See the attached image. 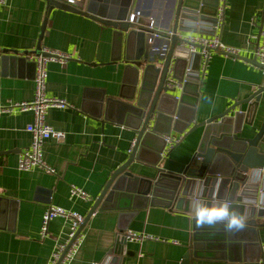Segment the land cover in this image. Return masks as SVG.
<instances>
[{"label": "crops", "instance_id": "1", "mask_svg": "<svg viewBox=\"0 0 264 264\" xmlns=\"http://www.w3.org/2000/svg\"><path fill=\"white\" fill-rule=\"evenodd\" d=\"M177 1L138 0L135 9L142 13L140 23L145 27L152 19L161 35L167 36L175 23ZM225 3L218 34L224 45L238 50V55L233 58L220 51L211 53L197 89L194 121L183 140L158 162L165 172L180 174L193 160L204 131L202 124L217 122L239 110L246 112L245 101L264 86L263 70L254 64L258 61L255 50L264 49V0ZM86 8L69 7L62 0H12L0 8V109L32 100L34 70L30 59L43 49L70 55L64 65H48L46 94L72 106L50 109L47 114V123L65 134L63 142L48 140L43 145V159L54 175L40 169L17 170L18 157L31 142L25 129L32 122V114L0 113V264H49L56 244L66 240L67 227L63 219L55 218L42 238L39 231L46 208L61 207L85 218L112 173L127 161L136 138L134 130L119 123L121 102H125L122 97H129L136 77L123 59L125 41L122 61H112L117 38L111 24L115 22L91 16ZM182 22V30L176 34L179 39L212 36L211 24H203L200 33L190 30L192 22ZM164 42L159 39L155 45ZM12 55L29 59L24 63L5 61V56ZM175 95H181L180 91L176 90ZM263 120L264 94L252 128L243 125V132L236 136H254ZM170 135L180 134L172 131ZM155 157L152 151L142 155V160L152 164ZM150 164L133 162L128 171L154 179L157 172ZM70 186L82 189L91 201L69 200ZM119 213L99 207L94 211L81 230L85 239L70 264H182L193 213L174 206H150L130 219L119 217ZM256 222L260 225L256 232L262 257L264 219ZM128 231L153 239L128 242L121 255H115L118 234ZM232 251L222 260L209 257L192 264H259L251 261L256 258L251 253L244 259L240 251Z\"/></svg>", "mask_w": 264, "mask_h": 264}, {"label": "water", "instance_id": "2", "mask_svg": "<svg viewBox=\"0 0 264 264\" xmlns=\"http://www.w3.org/2000/svg\"><path fill=\"white\" fill-rule=\"evenodd\" d=\"M137 1L89 0L87 3V14L116 23L111 24L117 38L116 55L111 57L112 61H122L125 41L123 59L128 63L127 68L135 71L136 77L130 86L129 97H122L125 102H121L119 123L134 130L136 138L127 161L112 173L77 234L98 207L100 210H118L119 217L130 219L138 210L150 206L165 209L174 206L177 210L192 213L194 201L213 203L224 199L246 217L247 226L232 232L226 231L223 225L197 228L192 219L191 237L182 264L209 257L222 260L233 252L232 249L240 251L244 259L251 253V257H256L251 261L257 263L261 251L256 232L260 225L256 220L264 219V120L254 136L238 138L236 135L243 132V125L252 128L264 86L245 101L246 112L239 110L217 122L202 124L204 131L197 153L180 174L159 168L158 162L165 149L163 136L172 131L183 134L189 129L199 95L200 57L179 46L182 40L176 36L177 31L182 30V20H188L193 24L190 30L194 32L199 30L201 33L203 24H211L209 35H213L218 0L177 1L173 35L169 37L170 45L163 58L151 50L147 41L151 31L137 29L127 21V15L136 8ZM4 58L12 63H24L29 59L17 55ZM254 64L258 65V62L255 60ZM31 65L35 71L34 63ZM169 68L178 83L185 80L179 96L175 95L176 89L166 86ZM152 151L156 154V161L144 163L142 155ZM133 162L150 164L156 169L157 176L148 180L129 172ZM126 243L124 238L117 239L113 253L121 255Z\"/></svg>", "mask_w": 264, "mask_h": 264}, {"label": "built area", "instance_id": "3", "mask_svg": "<svg viewBox=\"0 0 264 264\" xmlns=\"http://www.w3.org/2000/svg\"><path fill=\"white\" fill-rule=\"evenodd\" d=\"M12 0H0V8L6 6ZM67 6L85 10L89 0H62ZM218 6L216 9L215 20L216 26L214 28V34L212 36L203 35H190L181 38L182 42L180 47H186L190 54H196L200 57L198 75L199 83L204 74V71L210 61L211 53L220 51L225 56L237 57L238 50L224 45L219 38L218 31L223 26V16L226 7L225 0H218ZM142 13L140 10L133 9L127 16V21L136 26L137 29L146 28L151 31L149 34L148 42L151 46V50L157 54L158 57L163 58L167 52L170 41L169 37L173 35L172 31L167 33V36H162L157 29V25L152 19L147 20L145 27L140 23ZM264 35V34H263ZM164 39L165 42L161 46L155 45V41ZM254 56L258 60V64L264 73V49L257 47L254 52ZM70 55L62 52L43 49L38 55L31 57V61L34 63V89L33 98L29 102L11 103L7 107L1 108L0 113H25L30 112L32 114V122L26 126V132L31 136V142L29 147L23 151L17 160V170L19 172H28L33 169H40L47 174L54 175L55 171L49 167L43 159V145L48 140H53L56 143L63 142L65 134L61 131L53 129L46 121L48 111L50 109H71L72 106L64 99L49 97L46 94V82L48 78L47 67L50 63H57L64 65L70 60ZM187 71V70H186ZM166 86L169 89L181 90L182 83H178L172 76V69L167 71ZM184 137V133L180 135H166L163 136L165 142V149L161 154L165 157L166 154L175 148ZM134 143V142H133ZM132 143V145H133ZM68 199H79L85 202H90L91 197L82 189L75 186H70L68 191ZM61 218L64 220L67 227L66 240L63 243H57L52 253L49 264H70L77 255L82 243L84 242V235L77 234L81 224L84 221L83 216L76 212L67 211L61 207L48 206L43 213L42 223L39 231V235L44 238L47 236L48 223L55 219ZM124 238L128 243H141L145 240L153 239L151 236L144 234H136L131 232H125L118 234V239ZM262 257L259 260V264H264V250ZM99 264V263H92Z\"/></svg>", "mask_w": 264, "mask_h": 264}, {"label": "clouds", "instance_id": "4", "mask_svg": "<svg viewBox=\"0 0 264 264\" xmlns=\"http://www.w3.org/2000/svg\"><path fill=\"white\" fill-rule=\"evenodd\" d=\"M191 207L197 228L223 225L226 231L232 232L241 231L247 226L246 217L228 200L217 199L213 203L197 200Z\"/></svg>", "mask_w": 264, "mask_h": 264}]
</instances>
